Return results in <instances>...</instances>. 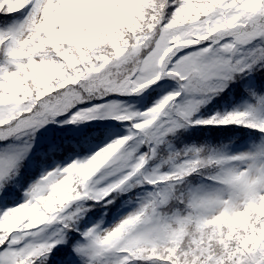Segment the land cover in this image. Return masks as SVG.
<instances>
[{
  "label": "snow or ice",
  "instance_id": "snow-or-ice-1",
  "mask_svg": "<svg viewBox=\"0 0 264 264\" xmlns=\"http://www.w3.org/2000/svg\"><path fill=\"white\" fill-rule=\"evenodd\" d=\"M0 264H264V0H0Z\"/></svg>",
  "mask_w": 264,
  "mask_h": 264
}]
</instances>
